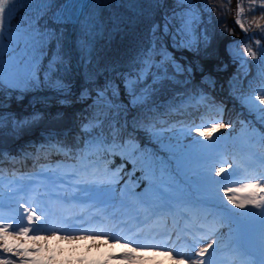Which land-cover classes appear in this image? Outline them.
I'll list each match as a JSON object with an SVG mask.
<instances>
[{
	"label": "bare ground",
	"instance_id": "bare-ground-1",
	"mask_svg": "<svg viewBox=\"0 0 264 264\" xmlns=\"http://www.w3.org/2000/svg\"><path fill=\"white\" fill-rule=\"evenodd\" d=\"M105 7L107 12L110 9V14L107 16V21L104 23L95 24L92 28L91 33L89 34V41L95 42L96 47L92 49V59L101 60V63L90 62V64H81L79 54L76 52L77 49H66L64 45L67 44V40L62 39V25L53 23L49 16H45L40 20V26H48L51 30H56L58 40H53L50 44H46L43 49V53L40 55V60L38 65L43 71L38 69V75L41 78V82L35 85H26L23 83L18 84L17 86H9L7 78L10 75L9 61L7 55L4 58V75H5V84L3 87H0V111L5 110H29L34 111L38 108H43L45 106L62 107L71 104L76 101L78 97L85 95H91L94 98H99L98 93L103 92L104 89L117 91V90H127L130 85L126 88L125 82L132 80V78L137 77L138 74L143 70L145 73L149 68L145 66V58H147L148 64L151 65L153 57H170L177 58L182 60L185 63V66L188 67L192 74H201V73H212L214 75V80L219 83L225 73L229 70L230 66L235 65L240 61V54L236 50L234 43L237 38V30L240 29L241 24L236 23L237 20L240 21L239 11L234 10L232 15V24L233 30L230 32L227 37L222 42V52L218 58H208L202 59L191 48V44L194 40L193 32H183L181 31V19L179 15L173 17V11L175 10L179 13L181 7H187V5L180 6L177 5L176 0H163L164 5L167 6L170 11L171 16L173 17V37H165L156 45L153 52H148L142 59L137 62L129 71L122 70L121 74L114 75L108 74V66L112 55L114 56L121 46V38L123 35V29H120L121 19L116 20L113 7L111 4H106L105 0H100ZM194 7L195 4L193 5ZM21 6H17L16 9H13L12 13V27H16L19 23L21 12L18 11ZM120 15H118V18ZM133 19V16H129ZM197 37V36H196ZM198 42V37L194 43L196 48ZM8 52V47L4 51ZM59 55L63 56V64L58 65V71L53 73H48L49 60ZM92 66H95L91 68ZM96 66H98L99 72H95ZM45 74H48L52 77L53 80L59 79L62 80L65 84L63 91H58L51 83H46L43 81ZM43 137L36 140L35 151L37 150L38 154L48 153L50 149H54L56 143L52 140L50 144L46 145V140H43ZM15 152H3L0 150V162L7 163L8 155Z\"/></svg>",
	"mask_w": 264,
	"mask_h": 264
},
{
	"label": "trees",
	"instance_id": "trees-1",
	"mask_svg": "<svg viewBox=\"0 0 264 264\" xmlns=\"http://www.w3.org/2000/svg\"><path fill=\"white\" fill-rule=\"evenodd\" d=\"M208 4V9L204 13L203 25L206 35L205 38L199 42L198 48L201 51L203 57H217L220 53V42L229 32V16L232 11L233 0H205ZM242 8V21L245 24L246 36L240 41L238 46L246 52L247 65L242 66L237 71H234L227 79L224 85L220 97L216 96V92L211 88L207 89L202 82L187 79L183 75H178L176 78L165 77L160 80L159 90L145 100L144 103L134 105L133 108H129L125 104L122 107L115 109L116 112L105 117L104 123L96 127L101 129L102 133H108L109 136L112 131V121H116L118 128L121 127L124 132L130 130H138L141 134L146 136L156 135V128L167 123L169 120L178 119V117H185V109L179 108L180 102L184 98L192 99L195 91L198 88L206 89L208 99L215 100L218 103H222L228 109V112L235 113L237 106H235L230 98H234L235 101L241 103V101L247 102L248 97H251L260 104L257 97H260L262 93L259 91V87L262 83V77H264V53L261 49L264 48V0H240ZM259 41V43H257ZM251 49V52L248 51ZM255 53V56L252 55ZM173 80V81H172ZM177 80V81H176ZM159 85V84H158ZM242 95L245 97L242 99ZM246 95L248 97H246ZM170 105L178 108L177 111H170L168 107ZM249 108L257 109L248 103ZM177 112V113H176ZM168 115L172 116L168 118ZM75 114L73 112H64L61 115L55 116L52 113L44 112L33 118L24 120H12V118H6L4 123L0 126V142L12 143L17 137V133L25 135L26 133H34L39 125L48 126L55 130L63 127H68L74 122ZM164 117V118H163ZM231 120L224 121V124L231 127H235V124L230 123ZM69 124V125H68ZM18 125V126H17ZM135 128V129H134ZM8 130V131H7ZM127 130V131H126ZM99 137H102L98 134ZM158 136L154 138L157 139ZM71 134L68 137H63L64 141L71 145L77 144L82 141ZM86 140V137L85 139ZM0 264H3V259H0ZM16 264V263H15ZM21 264V263H20ZM28 264V263H25Z\"/></svg>",
	"mask_w": 264,
	"mask_h": 264
},
{
	"label": "snow or ice",
	"instance_id": "snow-or-ice-1",
	"mask_svg": "<svg viewBox=\"0 0 264 264\" xmlns=\"http://www.w3.org/2000/svg\"><path fill=\"white\" fill-rule=\"evenodd\" d=\"M90 3L91 0H66V2L63 4L59 3V0H0V87H3L5 84V55H7L10 65L8 69L10 75L7 78L9 86H17L20 83L26 85H35L40 83L41 78L38 75V69L43 71V69L38 65L40 55L43 53V49L46 44H50V42L53 40H58L56 30L49 31L47 26L42 28L40 26V20L45 16H50L53 23L63 24L65 21H71L75 19L77 24H81L82 31L87 32L91 27L92 22V15L88 12ZM176 3L180 6L187 5V7H181L179 13H177L175 10L173 11V17L179 15L181 19V31L186 33L194 32L200 22L199 10L193 6L195 4V0H176ZM18 5L21 6L18 11H20L22 14L14 32L12 27V13L13 9H16ZM77 6L79 9L78 14L76 11ZM70 9L71 12L69 11ZM208 11H211V9H208ZM82 19L83 22L81 23ZM236 23H240V21L237 20ZM241 27H243V25H241ZM5 39H7V53H5L3 49V41ZM257 43H259V41H257ZM81 46L86 47L87 42H83ZM248 51L251 52V49H248ZM261 51L264 53V48H262ZM252 55L255 56V53H252ZM62 64L63 56L57 53L55 57L49 60L48 73L58 71L57 66ZM145 66L149 69L151 68V65L147 62V58H145ZM179 70L183 71L182 68ZM143 78L144 72L141 70L137 76L136 82H139ZM43 81L53 84L58 91H63L65 88V84L62 80H53L48 74L44 75ZM131 83L132 82L130 81H126L125 87L127 88ZM259 91L264 94V77H262V83L259 87ZM98 96H103V92L98 93ZM139 99L144 100L146 97L142 96ZM256 99L259 100L260 103H264V95H261ZM247 102L260 111L262 114L261 122H264V109H260L259 104H257L256 101L251 97H248ZM0 122H2V117H0ZM210 123L211 127H208L207 124L197 127V131H199L200 135L204 136L205 138L210 137L211 133L217 128L223 129L228 127V125L224 123ZM195 143L198 145H203V142L198 138L196 139ZM261 143L264 144V137L261 138ZM203 147L211 148L212 145H203ZM200 158L203 159L204 157L201 156ZM261 162L264 163V159H262ZM229 167H231V165H229ZM213 170L215 171L216 175H220L221 173L225 172L224 168H214ZM234 174L235 173H230L229 175ZM224 179H228V177H224ZM214 183L220 184L221 181H214ZM246 189H253V191L248 192L242 197L237 195L238 193L244 192ZM257 189L259 192L264 193V186L259 184L239 183V187L225 186L223 188L224 198H226L229 203L241 209H244L246 205H252L258 209H264V195L258 196L256 191ZM211 206L219 207L218 205ZM21 207H23V205H21ZM24 211L28 213L27 220L29 224H31L33 222V217L35 216V211H30L28 208H25ZM232 214V209L227 208V206H223L219 213L212 215L213 219L218 217V222L223 224L226 215ZM252 214L259 215L262 218V223H264V210L260 211L259 213ZM236 215H244V213H237ZM35 218L37 220L40 219L39 216H35ZM17 226L19 227V231L17 232L14 230L12 233L13 235L22 236L28 234V227L21 225ZM11 227L12 225L10 224H0V240L6 239L8 230ZM32 231L39 232L41 231V227L37 226L36 228H33ZM262 240H264V237H262ZM217 243L218 241L213 240L211 243H208L205 247L201 248L199 252L195 253V255L203 257L206 253H208L209 249H212L213 245ZM0 247L3 248L5 253L12 251V249L6 245L0 244ZM126 258L131 259V256H127ZM181 258L183 257L181 256ZM3 264H15V262L11 259L5 258L3 260ZM190 264H207V262L203 259H192Z\"/></svg>",
	"mask_w": 264,
	"mask_h": 264
},
{
	"label": "rangeland",
	"instance_id": "rangeland-1",
	"mask_svg": "<svg viewBox=\"0 0 264 264\" xmlns=\"http://www.w3.org/2000/svg\"><path fill=\"white\" fill-rule=\"evenodd\" d=\"M196 3V2H195ZM195 6H197V4H195ZM196 9L198 7H195ZM200 16V15H199ZM98 24V23H97ZM96 24V26H97ZM237 33H239V31H236ZM194 34V32H193ZM194 40L191 44V48L194 50L195 52V48L194 47V43L196 42V35L194 34ZM227 37V36H226ZM235 46V45H234ZM236 48V46H235ZM238 51V50H237ZM240 54V61L238 63H236V65H240L243 62V57H242V53L239 51ZM164 61L170 62L174 67H176L177 69H183L184 71L188 72L189 74H192L190 72V70L188 69L187 66H185V63L182 60H179L177 58L173 59L170 57H160V56H156L153 57L152 62H151V68L148 69L145 73H144V78L141 79L139 82L137 81V77L133 78L131 80V85L129 87V89L127 90H117V91H110L107 89L103 90V96H100L99 98H94L91 95H85L82 97H78V99L74 102H72L71 104H68L67 106H62V107H52V106H45L43 108H38L35 109L34 111H29V110H5V111H0V117H5L8 115H15V116H19L21 118H24L25 116L34 114L37 111H41V110H53V111H57V110H61V109H74L77 111V126L80 127L81 125H84V121L82 119H86L85 123H87V125H90V123H96L98 122V120H101V115L105 112V110L107 109V106L111 103V101L113 100H117L119 96H123L124 98L128 99L131 103H133L134 101H137L140 97H145L146 96V92H147V84L149 81L144 82V79L146 77H150L151 79L155 78L158 74L157 72V68L160 66V64ZM201 77H203L205 79V81H207L210 84L215 85L216 82L214 80V75L212 73H201L199 74ZM222 80V79H221ZM139 87V89H137L136 87ZM40 137H43V140H55L56 142V135L53 132H49L47 131L46 133L43 132V130H38L36 131V134L32 135V136H26L25 138H21L20 140H17L16 142H14V147L15 146H20L22 147V149H26L27 153L29 154H33L36 151L34 150L35 146H36V140L39 139ZM49 143V142H47Z\"/></svg>",
	"mask_w": 264,
	"mask_h": 264
}]
</instances>
